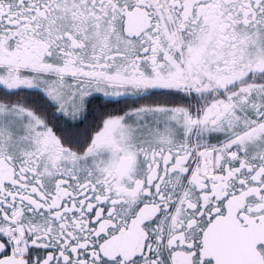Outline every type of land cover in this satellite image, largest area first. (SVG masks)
Wrapping results in <instances>:
<instances>
[{"label":"snow or ice","instance_id":"obj_1","mask_svg":"<svg viewBox=\"0 0 264 264\" xmlns=\"http://www.w3.org/2000/svg\"><path fill=\"white\" fill-rule=\"evenodd\" d=\"M0 264H264V0H0Z\"/></svg>","mask_w":264,"mask_h":264}]
</instances>
